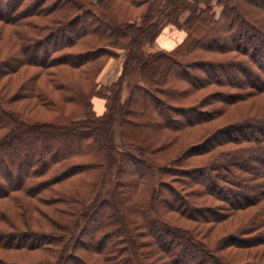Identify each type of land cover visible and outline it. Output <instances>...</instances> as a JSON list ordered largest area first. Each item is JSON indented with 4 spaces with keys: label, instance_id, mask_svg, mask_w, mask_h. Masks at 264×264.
<instances>
[{
    "label": "trees",
    "instance_id": "trees-1",
    "mask_svg": "<svg viewBox=\"0 0 264 264\" xmlns=\"http://www.w3.org/2000/svg\"><path fill=\"white\" fill-rule=\"evenodd\" d=\"M150 1L121 0L147 8L138 19L118 0H0L26 44L0 77L26 63L50 76L0 88V264H257L222 251L264 246V103L213 120L264 93V0ZM169 24L185 37L155 48ZM120 55L121 77L101 83ZM217 228L229 232L215 252Z\"/></svg>",
    "mask_w": 264,
    "mask_h": 264
},
{
    "label": "rangeland",
    "instance_id": "rangeland-1",
    "mask_svg": "<svg viewBox=\"0 0 264 264\" xmlns=\"http://www.w3.org/2000/svg\"><path fill=\"white\" fill-rule=\"evenodd\" d=\"M165 1L166 0H152V1H150V4H148V5H152L151 8L154 7V10L160 11L162 9L161 6L163 3H165ZM118 2H119L118 5L121 9L120 11L126 12L127 17H130V18H135V17L140 16V14L143 13L147 9L145 7H141L139 9L135 8V7L131 6V4L129 2L121 3V0H118ZM122 9H124V11H122ZM216 10L219 13V11L221 10V7L217 6ZM162 13H164V12L161 11V14ZM139 18L140 17H138V19ZM262 39H264V38H262ZM254 41H257L256 38ZM24 45H26V44L24 43L23 40H20L19 36L17 35L15 28H13L8 23H5L4 21L0 20V62H2V60L6 57L5 55L10 51H13L14 53L21 52V49L24 47ZM231 54H233V53L231 52ZM106 65H107L106 68L109 67V69L106 71V68H105L103 73L100 75L99 80L101 83H105V84L110 85L111 83H113V81L115 82V80H117L119 77H121L120 75H122V73L124 72L125 56L121 57V55H120V57H118L116 60L110 58ZM56 69H58V68H56ZM46 71H49V70L41 69L40 67L36 66L33 63H30V65L28 63H26L21 67L19 73H15L12 76V78H8L10 75H8L4 78L1 76L0 77V88L1 87L2 88L10 87V88H12L10 90L14 91L16 88L20 87V85L22 83V79L19 78L20 75H30L31 73H39V72L44 73L43 74L44 77H39V79H38L39 81L35 83V86L37 88L43 87V85L47 86V85H49L47 83V81H48L50 76L48 73H46ZM139 81H140V74H139L138 70H135L133 72H129L125 76V79H124V88H123L124 95H126L128 93L131 85H133ZM49 87H50V85H49ZM10 90H6V91H10ZM56 96L58 98V95H56ZM95 99H97V98H95ZM101 100H103V99H101ZM28 101L29 100L25 99L22 102L23 105H25L26 103L29 104ZM254 101L259 102V104L264 103V93L255 96V98L245 100V101L235 102L234 104L228 105L227 108L225 109V111L222 114L218 115V117H216L213 120V123H217L218 125L221 126V125L239 120V118L241 117L242 114L250 113V110L252 109V107H250V106L252 105V103ZM60 104L63 105L62 100H60ZM256 109H257V107L254 106V110H256ZM261 109H262V111H264V107H261ZM25 110L27 113H34L33 106H28L25 108ZM37 111L39 113V114H37V117H38L37 119L46 120V119L51 118L52 111H50L46 107L37 106ZM253 113H254V111H253ZM26 117L30 118L32 116L26 115ZM33 118H36V117H33ZM114 138L116 141L119 140V135L117 132L114 133ZM254 163H255L254 161L251 162V164H254ZM181 222L186 223V225H190V226L196 224L195 222H191L189 220H184V219H182ZM203 227L206 228V230H207L209 226H203ZM220 227H221V225H220ZM228 232L229 231L225 230L224 228L223 229L217 228L216 230L208 233L209 235L205 238V240H206V242L211 243V245L213 247L217 248V245L218 244L221 245L222 239H224L227 236ZM223 248H224V245L221 249H223ZM260 249H262L261 252L263 253L264 252V246H259V247L244 250V251L243 250H237V248L232 249L231 247L228 246L227 250L226 249L223 250L222 253H224L226 255H231L232 257L230 259H233V257H235V255H233V251H237L238 254L244 255V259L241 260L240 262H254V263L260 264L259 263L260 260L258 257L250 255V252H252L254 250L260 251ZM213 250L215 252H218L219 248L213 249ZM16 253H13V254L16 255ZM16 256H18V255H16ZM16 256H13L12 259H17ZM27 257L37 258L38 254H33V255H30Z\"/></svg>",
    "mask_w": 264,
    "mask_h": 264
},
{
    "label": "crops",
    "instance_id": "crops-1",
    "mask_svg": "<svg viewBox=\"0 0 264 264\" xmlns=\"http://www.w3.org/2000/svg\"><path fill=\"white\" fill-rule=\"evenodd\" d=\"M185 37V31L169 24L167 25L155 41L157 49H172ZM117 58H114L116 60ZM109 69L106 68V71ZM116 81V80H115ZM114 82V81H113ZM95 108L99 113L104 110V101L101 98L95 99Z\"/></svg>",
    "mask_w": 264,
    "mask_h": 264
}]
</instances>
